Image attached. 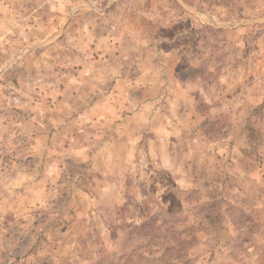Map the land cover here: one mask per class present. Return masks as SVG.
Segmentation results:
<instances>
[{
  "label": "rangeland",
  "instance_id": "obj_1",
  "mask_svg": "<svg viewBox=\"0 0 264 264\" xmlns=\"http://www.w3.org/2000/svg\"><path fill=\"white\" fill-rule=\"evenodd\" d=\"M0 264H264V0H0Z\"/></svg>",
  "mask_w": 264,
  "mask_h": 264
}]
</instances>
